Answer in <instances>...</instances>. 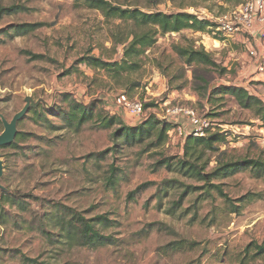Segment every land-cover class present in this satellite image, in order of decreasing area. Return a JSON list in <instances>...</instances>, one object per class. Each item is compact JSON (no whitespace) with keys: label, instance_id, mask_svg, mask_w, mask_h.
I'll return each instance as SVG.
<instances>
[{"label":"rangeland","instance_id":"374dc122","mask_svg":"<svg viewBox=\"0 0 264 264\" xmlns=\"http://www.w3.org/2000/svg\"><path fill=\"white\" fill-rule=\"evenodd\" d=\"M108 1L144 12L185 11L216 24L248 0L242 5L223 0ZM24 24L36 28L18 35L15 28ZM132 31L128 22L109 21L76 0H0V135L2 118L11 122L29 104L18 123V134L26 137L16 146L15 140L0 148V264H24L23 257L47 264H264V255L254 257V245H264L263 181L249 170L209 183L185 174L177 161L193 128L185 114L168 113L193 111L207 118L211 129L229 134V143L205 152L204 161L211 162L208 175L221 152L235 160L264 159L261 122L229 95L223 100L217 96L211 105L199 98L192 88L193 70L173 52L176 45L204 48L228 70L220 78L211 74L214 85L244 87L264 100V87L257 90L251 80L253 71L264 75L252 68L257 60L250 54L256 49L253 36L184 30L159 37L141 58V68L121 78L92 65V58L120 62L123 48L116 42ZM65 95L85 107L95 103L94 120L70 128L66 115L71 98L66 101ZM120 95L141 101L145 114L118 108ZM103 109L121 117L127 127L154 116L172 129L165 144H159L161 125L156 123L125 145L120 136L113 138L117 127L99 128L97 113ZM163 160H172V166L160 165ZM211 183L221 185L227 200L210 189ZM1 190L21 198H6ZM69 209L90 220L106 216L113 225L102 231L115 242L88 249L60 238L56 215Z\"/></svg>","mask_w":264,"mask_h":264},{"label":"trees","instance_id":"16d2710c","mask_svg":"<svg viewBox=\"0 0 264 264\" xmlns=\"http://www.w3.org/2000/svg\"><path fill=\"white\" fill-rule=\"evenodd\" d=\"M227 3H235L242 5L246 0H223ZM78 6H83L88 10L97 11L104 15L109 21H121L131 24L133 31L130 35L121 37L116 42V47H122L121 61H103L97 58H92L91 63L95 67L107 70L109 73H114V78H121L124 72H136L141 68V58L146 52L155 46L158 38L161 36L180 34L184 30H192L199 33H211L217 28V25L207 19H202L196 14H191L185 11L177 13H164L160 11H147L144 12L139 9H124L121 6L115 5L108 0H76ZM6 11V9H2ZM35 25H20L15 28L18 35H26L35 30ZM224 40V39H221ZM174 54L183 59V64L193 70V83L192 88L196 95L204 98L207 104L214 102L217 96L219 100H223L226 95H229L237 103L242 110L252 112L256 119L261 122L264 128V100L257 95L251 93L244 87H236L233 85L219 84L214 85V79L211 74L216 72L217 75L223 77L227 74V68L221 66L213 56L208 53L204 48H196L194 46H181L176 45L173 48ZM256 89L264 87V83L253 82ZM262 90V89H261ZM261 90H259L261 92ZM71 98V105L68 114L66 115L67 125L70 128H81V126L94 120L97 108L95 103L90 107H85L80 101H76L71 95H65L67 101ZM37 113V110L34 109ZM44 117L43 114L38 115ZM216 117L217 115H210ZM97 122H99L100 129H110L117 127L113 138L121 137L124 144H130L136 138L138 133L142 134L144 128L149 127L154 129L156 123L161 125L158 135L159 144H165L169 131L172 125L169 123L161 122L156 117L151 116L146 119L141 125L136 127H127L124 120L117 116L112 115L104 109L97 113ZM214 129H207L203 136H195L193 134L186 137L183 156L177 162L180 169L189 174V176H197L202 181L211 182L214 179H226L236 173L249 170L252 172V177L262 180L264 183V159L262 157L251 159L241 158L238 160L228 158L226 152L219 154L220 158L216 161V167L210 175L206 172L210 168V160L204 161L205 152H215L223 144L229 143L227 132L213 131ZM26 137L24 133H19L16 142ZM142 137V135H141ZM160 165L170 168L172 160L161 161ZM210 189H215L222 198L227 200V197L221 185L210 184ZM139 190V189H137ZM137 190L135 192H137ZM211 191V190H210ZM6 198H21L18 193H11L9 191L1 190ZM210 193V192H208ZM134 193H131L132 196ZM259 196V195H258ZM245 198L244 200H246ZM244 200L240 201L243 202ZM239 207H235L238 210ZM68 213H63L62 216L58 214L56 217L55 226L58 227L59 237L65 239L70 245L77 244L88 249H98L106 247L115 242L112 235H105L102 228L109 229L113 223L106 216H100L95 219H87L77 212L69 209ZM236 212V211H235ZM46 232V231H45ZM47 234V233H46ZM50 235V233H48ZM254 257L257 258L264 255V245H254ZM248 252V251H247ZM24 258V264H47L40 262L37 259Z\"/></svg>","mask_w":264,"mask_h":264},{"label":"built area","instance_id":"2783aa9c","mask_svg":"<svg viewBox=\"0 0 264 264\" xmlns=\"http://www.w3.org/2000/svg\"><path fill=\"white\" fill-rule=\"evenodd\" d=\"M215 30L228 32L231 35L237 32L251 34L253 37L261 33L264 37V0H248L240 9L229 14L222 15L217 19ZM215 32V31H214ZM222 35V33H219ZM250 54L259 60V70L264 71V53H259L257 49H252ZM118 108L134 116H143L145 106L141 101H131L126 95H120L116 99ZM173 116L185 114L193 128L192 133L195 136H203L207 129H210L211 123L207 118L197 117L193 111L183 109H172L168 111ZM182 133V131L180 130Z\"/></svg>","mask_w":264,"mask_h":264},{"label":"water","instance_id":"95a60500","mask_svg":"<svg viewBox=\"0 0 264 264\" xmlns=\"http://www.w3.org/2000/svg\"><path fill=\"white\" fill-rule=\"evenodd\" d=\"M29 101V99H27ZM29 110V104L18 113L11 122H8L4 118H2L4 131L0 135V148L4 146L11 145L15 142L16 137L18 135V123L24 118L26 113ZM4 176V161L2 156L0 155V189H3L1 180Z\"/></svg>","mask_w":264,"mask_h":264},{"label":"crops","instance_id":"0c3cea01","mask_svg":"<svg viewBox=\"0 0 264 264\" xmlns=\"http://www.w3.org/2000/svg\"><path fill=\"white\" fill-rule=\"evenodd\" d=\"M256 47V49L259 51V53H264V39L263 35L261 33H258L257 35H254L253 41H252ZM253 69L259 68V60L257 59L253 64ZM252 78L251 80L254 82H261L264 83V75L261 74H255V71L252 72Z\"/></svg>","mask_w":264,"mask_h":264}]
</instances>
